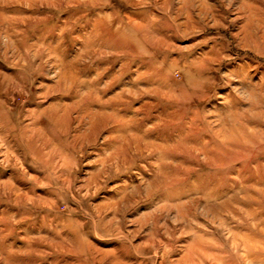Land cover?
Instances as JSON below:
<instances>
[{
	"label": "rangeland",
	"instance_id": "1",
	"mask_svg": "<svg viewBox=\"0 0 264 264\" xmlns=\"http://www.w3.org/2000/svg\"><path fill=\"white\" fill-rule=\"evenodd\" d=\"M97 2L0 0V264H264L259 113L250 112L240 158L198 161L200 145L163 111L178 94L140 79L136 64L149 57L129 62L124 47L93 38ZM110 5L138 27L150 21L155 58L170 68L169 54L215 32L191 34L220 8L218 0ZM262 40L247 33L237 49L253 80L264 72ZM157 112L150 128L138 119ZM132 142L162 156L160 169L150 175L129 159ZM196 196L203 212L192 228L185 212Z\"/></svg>",
	"mask_w": 264,
	"mask_h": 264
},
{
	"label": "clouds",
	"instance_id": "2",
	"mask_svg": "<svg viewBox=\"0 0 264 264\" xmlns=\"http://www.w3.org/2000/svg\"><path fill=\"white\" fill-rule=\"evenodd\" d=\"M122 2L126 3L127 0ZM218 3L220 8L210 10L191 34L207 29H215V32H207L195 44L178 48L180 55L175 58L169 54L166 59L174 65L173 68L165 60L155 58L161 53L153 49L147 35L146 28L150 26V21L139 27L132 24L126 19L128 12L115 5L104 7L110 4V0H98L94 5L97 11L92 18L102 19V26L96 30L93 38H99L110 47H124L129 62L140 55L148 56V62L136 64V70L141 72L140 79L149 86L156 85L163 90L162 95L178 94L177 103L163 111L181 122L180 131L187 139L200 145V151L195 157L198 161L240 158L251 144L247 138L250 112H258L260 125L264 126V85L260 84L264 72L253 73L257 76L256 80L246 73L242 74L240 70L248 62L237 51L245 46L243 41L247 33L259 32L264 37V0H218ZM36 6L47 5L41 3ZM66 30L61 28V34ZM48 58L54 64L58 60L55 51L49 53ZM250 95L256 96L255 105L249 102ZM159 114L153 113L149 117L147 113H141L138 119L150 128L153 118ZM241 133L244 135L241 136ZM259 143L264 144V134L259 138ZM124 150L129 159L143 161L140 167L150 175L151 170H159L164 163L162 156L156 155L155 150L144 148L142 144L138 146L135 142L128 143L124 145ZM200 199L203 197L196 196L188 201L185 217L189 227H199L194 217L203 212L199 207Z\"/></svg>",
	"mask_w": 264,
	"mask_h": 264
},
{
	"label": "bare ground",
	"instance_id": "3",
	"mask_svg": "<svg viewBox=\"0 0 264 264\" xmlns=\"http://www.w3.org/2000/svg\"><path fill=\"white\" fill-rule=\"evenodd\" d=\"M62 244V243H61Z\"/></svg>",
	"mask_w": 264,
	"mask_h": 264
}]
</instances>
